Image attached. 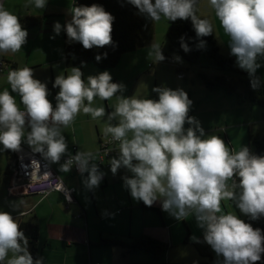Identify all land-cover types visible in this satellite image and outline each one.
<instances>
[{"label":"clouds","instance_id":"obj_1","mask_svg":"<svg viewBox=\"0 0 264 264\" xmlns=\"http://www.w3.org/2000/svg\"><path fill=\"white\" fill-rule=\"evenodd\" d=\"M125 2L150 21L161 17L173 22L189 20L197 49L205 46L200 38L212 33L209 21L196 15L197 0ZM24 3L25 7L43 9L47 0ZM207 3L228 37L229 54L235 57L236 66L247 73L252 89L260 88L261 78L255 73L261 67L259 60H264V0ZM67 13L70 19L63 26L53 22L50 39L63 30L69 42H79L84 49L113 44L110 33L114 17L102 6H77L72 0ZM26 36L17 16L0 5V55L20 51ZM179 45L185 53L190 51L183 36L179 37ZM106 55L94 58L99 61ZM148 55L154 63L165 59L161 45L156 43L150 44ZM173 59L180 61L179 56ZM6 81L9 89L0 90V151H19L23 142L48 164H58L63 173L75 167L83 187L91 191L104 175L98 169L97 155L80 150L69 154L62 128L70 125L77 113L93 119L104 117V135L118 142L117 155L108 159L109 171L115 175L123 168L130 173L121 180L134 201L145 206L159 202L161 210L176 220L192 216L202 231L203 242L222 257L221 264H255L261 260V230L232 211L222 212L220 201H231L235 209L252 220L264 217V154L256 155L243 145L231 151L218 135H205L200 122L188 115L192 101L182 89L153 87L156 99L125 97L124 85L112 82L109 72L82 79L80 69L72 67L67 73H58L52 82V87L58 88L53 106L47 99L45 83L33 78L30 67L10 69ZM94 97H115L113 110L106 114L104 107H94ZM62 156L65 158L61 162ZM42 176L46 178L47 173ZM191 239L199 242L195 237ZM0 264H45L43 257L33 258L18 223L2 210Z\"/></svg>","mask_w":264,"mask_h":264},{"label":"crops","instance_id":"obj_2","mask_svg":"<svg viewBox=\"0 0 264 264\" xmlns=\"http://www.w3.org/2000/svg\"><path fill=\"white\" fill-rule=\"evenodd\" d=\"M51 1L52 0H47L43 9H36L31 5L25 7L24 3L21 12H16L15 10H10L9 12L17 16L18 22L20 19L26 17H42V25L32 28L39 29L41 32L44 28L45 19L52 15L49 10ZM202 1L204 0H198L197 2L196 15L209 21L212 27L211 34L215 38L216 45L221 55L232 59L235 68L244 72L236 66L235 57L229 54L227 44L228 37L224 34L213 10L207 3V0H205V10H202ZM9 3L10 2H7V0L3 2V7H5L6 10L11 6ZM65 42L66 41L58 44V46L61 47L60 52L56 50V52L50 53L49 50H45L41 55L35 52L37 50L34 51V47L29 44L30 50L27 53L26 59L21 64L16 55H7L6 53L0 55V60L4 61L6 67L4 74L0 76V90L9 89L6 76L10 69H16L19 68V66L30 67L32 69L33 78L45 83L49 92L47 99L55 106L54 96L58 88H53L52 82L58 73H67L72 68L66 67L63 51L67 45L76 43L70 42L67 44ZM155 42L156 36L152 43ZM35 53H37L36 56H34ZM50 54L51 57H49ZM32 57L35 58L32 60ZM43 58L45 59L43 60ZM259 62L261 63V67L256 70L255 74L264 79V60H259ZM79 69L82 72V79L92 75L94 71L90 68V74L83 72L82 67ZM97 71L100 70L97 69ZM115 81L116 83H120L117 76L114 77V82ZM13 95L15 96L14 93ZM122 95L125 97L140 95L148 98L147 94L143 91L133 93V91L126 90L123 91ZM16 99L19 104V97L17 96ZM115 103H112L110 99L100 100L95 97L93 99V106L104 107L106 114L113 110ZM261 116L262 121H264V114L262 113ZM252 122L254 124L259 121L254 119ZM113 123H115V121H113ZM104 126V117L93 119L88 114L77 113L71 124L66 128H62V134L65 136L67 143V152L72 154L80 150L92 151L95 153L99 142L106 137L103 133ZM77 131H80V133ZM21 144L30 149L29 146L23 142ZM62 158L64 157H61V162ZM12 159L11 154L6 153L5 150L0 151V210L9 212L18 223V226L22 222L32 221V219H34L38 229V257H43L45 264H198V262L186 260L181 255L180 257L174 255L171 258H169L168 255L166 260V255H164L162 259L153 261L147 253L129 252L123 245L101 242L102 240H117L127 245L131 239L139 238L128 237L125 241L123 240L124 237L120 235L117 230L120 227L119 223L124 221L127 217L126 213L122 212L129 209L128 219L130 220L132 210L137 205V201H134L130 197L125 188L122 187L121 190V188L118 187L122 186L121 177L130 175L126 169H118L115 175L109 171V168L99 169L104 175L99 185L93 190L88 191L81 183V175L73 173L72 170L63 173L59 170L58 164H50L52 170L61 178L63 183L67 187L75 189L73 201L68 205V208H66L63 197L56 192L43 197L8 194L6 190L7 176L5 174L8 171V166ZM84 175L87 174L85 173ZM87 194L90 196L94 212L91 211V204H89ZM139 202L140 205H138V207L142 212L157 214L159 218L162 215L159 202H154L151 206H145L141 201ZM142 205L145 209L142 208ZM117 208L122 212L119 213ZM160 226L164 228L162 222H160ZM154 228L155 226L153 224L147 226V229L140 237L145 236L152 238ZM152 239H155V237ZM155 240L161 241L159 238ZM11 255L12 253L9 252L8 256Z\"/></svg>","mask_w":264,"mask_h":264},{"label":"rangeland","instance_id":"obj_3","mask_svg":"<svg viewBox=\"0 0 264 264\" xmlns=\"http://www.w3.org/2000/svg\"><path fill=\"white\" fill-rule=\"evenodd\" d=\"M3 2L4 0H0V5H3ZM7 2L11 4L7 8L8 11L15 10L16 12H21L23 10L24 1L7 0ZM49 5L52 15L45 19L43 30L40 32L39 29H25L27 31L26 42L21 46V50L16 53H6L7 55H16L20 64L27 57V53L30 50L29 44L34 47V51L37 50L35 52L41 55L45 50H49L50 53L56 52V50L60 52L61 47L58 44L64 41L67 44L70 43L63 30L54 38L50 39V36H53L52 25L54 21L59 22L63 26L65 21L70 19L67 10L72 6V0H52ZM201 6L202 10H205V0L202 1ZM166 31L167 20L165 18L161 17L160 20L154 21L155 43L161 45L162 54L167 49ZM149 46L122 54L117 65L111 70H106L109 72L112 82H114V77L117 76L118 81L124 85V91L129 90L133 91V93L143 91L147 94L148 99L157 98L156 93L152 91L153 87L182 89L192 101L188 115L200 122L205 135H218L231 151L239 150L241 145L247 146L248 131L253 135L264 134V121H262L261 116L264 112L262 110L250 105H236L231 98L224 97L218 93H206L198 84L196 75L199 72L206 75H219V73L211 69H204V63L201 58L192 66H188L177 54H173V62L159 61L154 63L152 61L153 58L148 55ZM174 56H179L180 61L176 62L173 59ZM49 57H51V54ZM34 58L32 57L31 59L33 60ZM0 61L5 64L3 60ZM81 67L85 73L91 74V69L94 70L93 73L95 74L92 73L93 76L100 73V71H97L92 66H77V68ZM175 70H186V73L183 76H178ZM110 100L112 103L116 102L115 97L110 98ZM254 119L259 122L253 124L252 121ZM184 127H188V125L185 124ZM77 132L80 133V131ZM118 187L122 190V186ZM87 198L89 204H91L89 194H87ZM138 205H140L139 201H137V205L132 210L130 220L128 219L129 209L122 212L117 208L119 213H126L127 216L124 221L119 223L120 227L117 229L119 234L124 237L123 240L126 241L128 237H140L147 229V226L153 224L155 228L152 238H159L161 242L168 245L165 260L168 255L169 258L174 255L180 257L181 255L186 260L198 262V264H221L222 257H218L210 246L203 242L202 231L196 226V222L192 216L189 215L183 217L181 220H176L161 210L162 215L159 218L157 214L142 212ZM90 208L94 212L92 204ZM220 208L222 212H234L241 220L246 216L241 214L238 209H235L232 202L227 199L220 201ZM160 222L163 223L164 228L160 226ZM191 237H195L199 242L191 239Z\"/></svg>","mask_w":264,"mask_h":264},{"label":"trees","instance_id":"obj_4","mask_svg":"<svg viewBox=\"0 0 264 264\" xmlns=\"http://www.w3.org/2000/svg\"><path fill=\"white\" fill-rule=\"evenodd\" d=\"M92 4L102 6L106 12L114 17L110 33L113 44L101 46L99 48L94 46L90 49H84L79 42L66 46L64 48V62L66 67L91 65L100 71L110 70L117 65L122 54L149 46L153 42L154 21H150L146 17L140 15L137 10L132 5L126 3L125 0H75V5L77 6H90ZM196 7L197 3L195 5V12ZM42 19V17H26L20 19L19 23L23 29H32L40 27L42 25ZM181 36H183L185 42L189 44L190 51L187 53L180 48L179 37ZM200 39L205 41V46L202 49H197L195 47L197 39L189 20L177 19L174 22L167 21V49L166 52L163 53L165 59L162 62H173L172 56L173 54H177L188 66H192L201 58L204 63V69H211L219 73V75H206L201 72L197 73L196 77L198 79V84L206 93H218L224 97L231 98L236 105H250L264 112V79L255 74L257 77L261 78V87L252 89L249 86V77L247 73L236 69L232 59L221 55L212 34L201 37ZM101 53H106L107 55L97 61L94 57ZM175 72L178 76H183L186 70H175ZM247 147L250 152L256 155L264 154V134L253 135L248 131ZM5 151L11 154V158H14L13 151ZM104 168L108 169L109 165L100 168V170ZM11 169L12 161L5 174L7 176L6 180H8ZM142 208L145 209L143 205ZM242 221L250 224L254 229L259 228L262 235H264V217L252 220L246 215ZM18 230L22 231L27 238L30 254L33 258L38 257V229L34 219H32V221L22 222L18 226ZM101 242L123 245L129 252L147 253L153 261L162 259L168 250L167 244L145 236H141L138 239H131L127 245L117 240H102ZM262 246H264V243H262ZM255 264H264V253L261 254V260L255 262Z\"/></svg>","mask_w":264,"mask_h":264},{"label":"built area","instance_id":"obj_5","mask_svg":"<svg viewBox=\"0 0 264 264\" xmlns=\"http://www.w3.org/2000/svg\"><path fill=\"white\" fill-rule=\"evenodd\" d=\"M5 69L6 67L0 61V76L4 74ZM117 148L118 142L112 141L110 136H106L100 142L95 153L99 169L108 166V159L117 155ZM106 151L108 153L105 156ZM13 152L12 169L6 184L8 194L43 197L56 192L63 197L66 208H68V205L73 201L75 190L63 183L61 178L52 170L50 164L44 161L38 153H33L31 149L22 144L19 151ZM71 170L80 175L75 167ZM43 173H47L46 178H43Z\"/></svg>","mask_w":264,"mask_h":264}]
</instances>
